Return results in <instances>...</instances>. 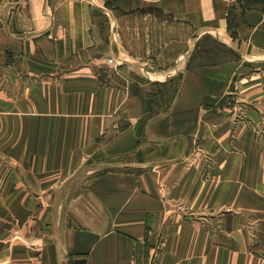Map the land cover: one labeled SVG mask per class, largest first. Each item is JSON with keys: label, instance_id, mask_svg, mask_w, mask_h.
I'll list each match as a JSON object with an SVG mask.
<instances>
[{"label": "crops", "instance_id": "obj_1", "mask_svg": "<svg viewBox=\"0 0 264 264\" xmlns=\"http://www.w3.org/2000/svg\"><path fill=\"white\" fill-rule=\"evenodd\" d=\"M77 263L264 264L263 1L0 0V264Z\"/></svg>", "mask_w": 264, "mask_h": 264}, {"label": "trees", "instance_id": "obj_2", "mask_svg": "<svg viewBox=\"0 0 264 264\" xmlns=\"http://www.w3.org/2000/svg\"><path fill=\"white\" fill-rule=\"evenodd\" d=\"M193 64L215 65L229 58L236 57L235 53L219 43L209 35H204L199 40L195 53L193 54ZM191 65V63H190Z\"/></svg>", "mask_w": 264, "mask_h": 264}, {"label": "built area", "instance_id": "obj_3", "mask_svg": "<svg viewBox=\"0 0 264 264\" xmlns=\"http://www.w3.org/2000/svg\"><path fill=\"white\" fill-rule=\"evenodd\" d=\"M224 1H226V2H239L240 0H224ZM260 1H264V0H260ZM112 62H113L112 59H108V60H107V63H108L109 65H111ZM77 264H84V263H77Z\"/></svg>", "mask_w": 264, "mask_h": 264}, {"label": "bare ground", "instance_id": "obj_4", "mask_svg": "<svg viewBox=\"0 0 264 264\" xmlns=\"http://www.w3.org/2000/svg\"><path fill=\"white\" fill-rule=\"evenodd\" d=\"M263 2H264V1H263ZM109 59H111V58H109ZM112 64H113V62H112ZM112 64H111V65H112ZM108 65H109V64H108Z\"/></svg>", "mask_w": 264, "mask_h": 264}]
</instances>
